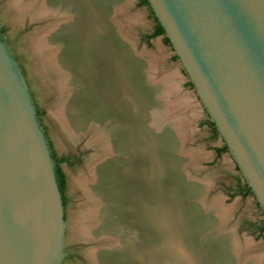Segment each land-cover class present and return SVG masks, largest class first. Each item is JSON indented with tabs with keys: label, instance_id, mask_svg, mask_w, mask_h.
Instances as JSON below:
<instances>
[{
	"label": "water",
	"instance_id": "obj_1",
	"mask_svg": "<svg viewBox=\"0 0 264 264\" xmlns=\"http://www.w3.org/2000/svg\"><path fill=\"white\" fill-rule=\"evenodd\" d=\"M146 1L264 214V0ZM154 150L158 193L170 195L190 239L200 226L208 236L215 217L201 207L200 189L173 175L167 142L158 138ZM116 185L115 202L126 214L122 182ZM207 236L203 244L229 259L225 246L215 243L220 238ZM63 239L50 148L0 40V264H60Z\"/></svg>",
	"mask_w": 264,
	"mask_h": 264
},
{
	"label": "bare ground",
	"instance_id": "obj_2",
	"mask_svg": "<svg viewBox=\"0 0 264 264\" xmlns=\"http://www.w3.org/2000/svg\"><path fill=\"white\" fill-rule=\"evenodd\" d=\"M104 2L7 0V11L16 24L22 25L28 16L32 22L48 18L60 22L46 30L47 33L29 37L26 42L37 72L50 80L48 92L56 96L50 115L61 131L70 141L79 138V131L92 133L96 137L90 145L100 146L104 154L112 150L118 153V160L105 159L100 166L93 161L87 168L88 174L72 178L73 186L85 199L76 217L73 239L95 242L98 246L108 243L105 249L94 247L86 251L91 264H147L148 258L154 264H230L221 251H213L203 244L206 229L200 226L190 239L180 220L176 221L168 202L170 195L158 193L154 163L158 137L149 130L155 111L152 95L133 86L141 78L140 72L143 74L142 66L135 64L132 53L124 50V41L109 33L106 21L109 2ZM84 76L89 82L82 80ZM79 113L83 119L78 124ZM156 117L155 114L154 121ZM165 138H159L161 143L167 142ZM116 180L122 182V197H125L122 199H126V214L122 215L115 202ZM109 182L113 183L112 205L104 202L108 191L104 194L102 190ZM129 234L137 241H129ZM165 240L169 244L164 245ZM221 242L215 243L221 248ZM155 249L159 250L154 253Z\"/></svg>",
	"mask_w": 264,
	"mask_h": 264
},
{
	"label": "rangeland",
	"instance_id": "obj_3",
	"mask_svg": "<svg viewBox=\"0 0 264 264\" xmlns=\"http://www.w3.org/2000/svg\"><path fill=\"white\" fill-rule=\"evenodd\" d=\"M100 1L103 3L106 0ZM108 2L109 14L107 13L106 21L109 33L124 41V50L132 53L135 64L142 66L143 74L140 72L141 78L136 79L137 82L133 78V86H139L141 90L152 95L151 102L155 106L151 115L153 126L150 128L147 123V127L156 137H166L168 156L174 163L173 175L178 179L189 180L192 186L199 188L201 192L198 201L202 203L201 206L207 211L211 210L218 223H221L218 225L214 220L216 226L208 234V239L219 237L222 240L221 246L226 247L229 259L226 258L230 264H264V233L259 232L263 216L258 204L252 196L237 195L238 182H245L230 154L225 152L217 155L215 152L222 146V141L220 137L214 138L210 133L207 126L209 118L199 106L194 90L188 86L185 72L175 59L171 47L163 42V37L147 39L155 27L149 8L139 6L138 0H118L116 4L112 0ZM30 18L31 16L25 18L22 25L16 24L13 15L7 11V0H0V40L26 87L47 143H50L58 157L65 156L68 159L66 165L59 166L66 179L65 206L62 203L63 257L60 264H91L85 256L86 251L94 247L105 249L108 243H100L98 246L95 242L84 243L73 239L76 217L85 199L82 192L73 186L72 178L88 174L87 168L93 161L100 166L105 159L118 160V153L117 150H112V153L104 154L100 146L90 145L96 135L85 131H79V138L70 141L50 115L56 96L48 92L50 80L42 78L37 72L34 57L26 41L29 37L47 33L46 30L60 22L57 19L52 20L53 18H48L49 21L32 22ZM82 80L89 82L86 76ZM155 114L156 121L153 119ZM81 119V114H77L76 123L79 124ZM106 185L105 188L102 187L104 194L108 191L104 202L112 205L113 183ZM168 223L170 224V219ZM130 230L132 232L131 228ZM133 231L137 234L134 229ZM128 238L129 241H137L130 234ZM167 244L169 240L168 243L165 240L164 245ZM101 245L104 246L100 247ZM148 250L152 253L150 248ZM157 250L159 249H155L154 253ZM152 261V258H148L147 264H154Z\"/></svg>",
	"mask_w": 264,
	"mask_h": 264
},
{
	"label": "trees",
	"instance_id": "obj_4",
	"mask_svg": "<svg viewBox=\"0 0 264 264\" xmlns=\"http://www.w3.org/2000/svg\"><path fill=\"white\" fill-rule=\"evenodd\" d=\"M138 5L141 7L149 8V5H148L146 0H138ZM149 10H150V8H149ZM150 12H151V15L155 21V27H154L153 33L151 35L147 36V39H153L156 37H163V42L170 47V43H169L168 39L164 36L163 29L161 28V26L159 25V23L155 19L151 10H150ZM175 59L178 60L176 56H175ZM188 86L191 89H193V86L189 81H188ZM207 126H208L209 131L212 134V136L214 138H218L219 134H218L214 124L211 121H208ZM215 152L217 153V155H220L222 153L228 152V150H227V147L222 143V146L220 148L216 149ZM51 157H52V160L54 161V164H55L56 181H57L58 189H59V192L61 194L62 203H63V201H64L63 190H64L65 181H64V177L61 173V170L59 168L61 161L56 160L53 154H51ZM237 195L242 196V197L253 196L251 190L247 187V185L245 183L242 184L240 182H238V184H237ZM262 215L264 216L263 213H262ZM259 232H260V234H262L264 232V221L261 223V226L259 227Z\"/></svg>",
	"mask_w": 264,
	"mask_h": 264
},
{
	"label": "flooded vegetation",
	"instance_id": "obj_5",
	"mask_svg": "<svg viewBox=\"0 0 264 264\" xmlns=\"http://www.w3.org/2000/svg\"><path fill=\"white\" fill-rule=\"evenodd\" d=\"M48 146H49V148H50V152H51V154L54 155L55 159L61 161L60 165H66L68 159H67L65 156L58 157V156L55 154V152L53 151V149L51 148V145H50L49 142H48ZM60 165H59V166H60ZM61 173H62V171H61ZM62 175H63V173H62ZM63 177H64V181L66 182V179H65V176H64V175H63ZM64 187H65V185H64ZM63 196L65 197V195H64V190H63ZM252 197H253V196H252ZM253 198H254V197H253ZM63 203H64V206H65V198H64ZM260 210H261V209H260ZM261 212H262V211H261ZM262 216H263V215H262ZM263 221H264V216H263V220L261 221V223H262ZM263 233H264V232H263ZM263 233H262V234H263Z\"/></svg>",
	"mask_w": 264,
	"mask_h": 264
}]
</instances>
